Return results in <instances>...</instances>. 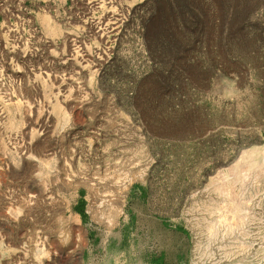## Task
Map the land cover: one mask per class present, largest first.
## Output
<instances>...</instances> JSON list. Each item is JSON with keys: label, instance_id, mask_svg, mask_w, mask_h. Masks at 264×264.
I'll return each instance as SVG.
<instances>
[{"label": "rangeland", "instance_id": "rangeland-1", "mask_svg": "<svg viewBox=\"0 0 264 264\" xmlns=\"http://www.w3.org/2000/svg\"><path fill=\"white\" fill-rule=\"evenodd\" d=\"M263 156L264 0H0V264H264Z\"/></svg>", "mask_w": 264, "mask_h": 264}, {"label": "bare ground", "instance_id": "bare-ground-1", "mask_svg": "<svg viewBox=\"0 0 264 264\" xmlns=\"http://www.w3.org/2000/svg\"><path fill=\"white\" fill-rule=\"evenodd\" d=\"M46 30L49 34H52L51 32H53L49 21H46ZM257 151L258 150H250V152H246L242 155L243 163L246 164V166L253 168L258 165L259 161L257 160L255 156Z\"/></svg>", "mask_w": 264, "mask_h": 264}]
</instances>
